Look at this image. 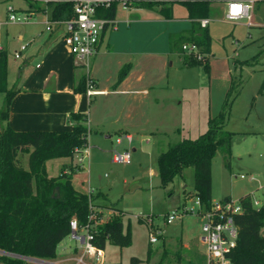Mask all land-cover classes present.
<instances>
[{"label":"rangeland","instance_id":"rangeland-1","mask_svg":"<svg viewBox=\"0 0 264 264\" xmlns=\"http://www.w3.org/2000/svg\"><path fill=\"white\" fill-rule=\"evenodd\" d=\"M30 3L39 5L38 16L48 15L43 1L0 0V23H6L11 13L9 7L12 13L21 14ZM45 18L46 23L48 19ZM115 22L117 29L107 32L105 43L95 59H91L90 72L109 90L120 84L122 69L130 74L132 83L140 85L142 78L143 87L150 84L153 89L147 97L140 94L132 98H128L132 95L106 98L104 107L111 106V111L96 113L104 125L93 126L90 131V157L74 176L73 185L81 192H93L94 208H117L128 213L116 211L115 215L123 214L125 228L130 224L132 245L121 249L107 244L105 264H131L132 258H139L142 261L139 264H148L150 251V264H160L163 251L168 256L162 264H205L201 220L186 217L181 227V221L168 225L163 219V215L173 212L184 201L185 186L187 193L193 190L194 170L186 169L183 177H177L164 189L159 184L157 158L169 146L205 133L209 119L220 116L225 110L232 87L226 125V130L234 133L232 153L227 159L218 154L213 160L212 200L218 202L230 197L239 201L251 195L264 206V0L257 3L251 21L229 20L226 10L222 13L216 9L209 22V53L200 54V61L205 57L208 60L209 71L204 69V64L186 67L181 58L180 42L174 44L175 52L170 49L173 35L192 28L188 10L182 4H174L171 20L156 11L131 5L124 9L118 4ZM37 25L34 21L32 24L8 23L0 30V47L7 51L9 64L13 61L18 64L25 58V54L19 52L28 38L41 33L40 30L48 35L44 23L39 24L43 29L35 28ZM62 33H66L64 27L58 31L59 35ZM15 54L23 57L17 61ZM254 58H257L256 63ZM79 72L87 75L84 68ZM9 74L13 78L12 71ZM2 97L5 95L0 94V99ZM101 99L103 97H96L93 102ZM127 99L131 101H127L126 106L134 102L137 106H133V110L141 111L137 118L140 123L130 129L134 137L131 144L128 140L117 144V138L125 135L114 125V118ZM115 152H129L130 163L114 162ZM64 161L66 159L49 162L50 174L65 173L62 171ZM72 163L69 171L79 166L76 154ZM185 204L191 205V201L187 199ZM110 215L108 210H103L101 221H106ZM149 219L163 234L157 243L150 242L154 231L149 227ZM163 236H167L166 241ZM171 237H178V240ZM182 239L191 250L183 248ZM65 242L80 246L78 240L70 236ZM194 256L197 257L192 258ZM87 260L94 262L90 258Z\"/></svg>","mask_w":264,"mask_h":264},{"label":"trees","instance_id":"trees-1","mask_svg":"<svg viewBox=\"0 0 264 264\" xmlns=\"http://www.w3.org/2000/svg\"><path fill=\"white\" fill-rule=\"evenodd\" d=\"M132 8L158 12L167 20L173 19V6L182 4L192 21L191 30L173 35L170 49L180 42L181 58L186 67L204 64L209 71L206 57L200 61L183 51L184 45H195L200 54L209 53L211 37L208 26L201 27L200 21L209 19L215 12L214 0H126ZM257 1V0H256ZM261 1V0H259ZM119 2L99 15L115 19ZM51 21L70 20L74 17L70 2H51L48 5ZM256 63L257 58H254ZM122 69L120 83L128 72ZM8 53L0 49V94L5 95L0 118L7 121L12 101L18 91L9 88ZM87 76L83 77L76 93H86ZM232 87L229 90L225 110L220 116L210 118L208 130L196 139H186L169 146L157 158L160 187L166 189L177 177H183L188 168L194 170L193 190L189 198L200 197L205 209L213 204L212 164L218 154L227 159L232 153L233 132L226 130ZM71 131H26L17 132L9 126L0 130V251L39 260H52L57 255L59 244L71 235V221L77 220L82 228L89 223L91 207L95 197L84 193L73 185L76 169L53 176L47 164L58 159L72 164L77 149L88 144L89 129L87 115L72 113L69 117ZM64 165L62 171L73 165ZM229 166V164H227ZM58 188L59 194H55ZM223 200H230L226 197ZM243 212L236 217L238 226L237 247L233 251L234 264H264V206L255 208L253 198H240ZM100 214L92 222L94 244L105 250L110 244L119 248L132 245L130 227L124 228L121 216H113L100 223ZM99 222V223H98ZM150 260V252L148 262ZM2 264H32L20 258L1 255ZM132 258L131 264H139Z\"/></svg>","mask_w":264,"mask_h":264},{"label":"crops","instance_id":"crops-1","mask_svg":"<svg viewBox=\"0 0 264 264\" xmlns=\"http://www.w3.org/2000/svg\"><path fill=\"white\" fill-rule=\"evenodd\" d=\"M36 3L38 1H43L46 4V10L48 15L38 16L37 13L41 10L39 5H34L30 3V6L25 12L19 13L17 15H28L31 17L30 21L27 23L20 24H32L33 21L35 24H38L37 29H43L39 26V24L45 23V17L50 20V10L49 3L52 0L46 2L45 0H32ZM229 0H214L213 7L216 12L227 10V2ZM54 2V1H53ZM259 0L255 2L254 10ZM9 9V8H8ZM253 10V11H254ZM9 18V15H8ZM8 18L6 23H0L1 29L8 24ZM212 18V16H211ZM209 18V22L210 19ZM37 20V21H35ZM17 24V23H12ZM36 26V25H34ZM64 27L63 25L54 26L52 31H49L48 35H43V30H40L41 33H38L36 36L32 38H28L26 40L25 50H20L19 53L25 54V58L18 64L13 61L12 64H9L8 71V84L9 88L18 91L17 95L12 101V105L9 110V118L7 121L2 120L0 118V130L6 126H9L11 129L17 132H26V131H51V132H60V131H71L73 126L69 121V117L72 113H82L86 114L88 121L87 126L89 129V137L90 131H92L93 126L102 127L104 125L103 119L100 120L97 118V112L106 113L110 110V107L105 108V101L108 99H112L114 95H132L131 97H136L137 95H151V89H153L150 84L142 85V78H140V85L134 84L131 82L130 74L127 75L124 80L115 88L109 90L106 87H102V84L99 83V79L95 77L94 74L90 72V78L94 81L96 89L100 91H104L103 95H98L94 97H88L86 93H76L75 88L79 84L80 80L87 76L85 73L79 72L80 68L85 69L84 63L85 60H81L72 55L69 47L64 42V33L62 35L58 34V31ZM65 28V27H64ZM209 28V24H208ZM66 29V28H65ZM114 30H111V32ZM108 32V31H107ZM107 32L104 34L102 38V42L100 43L99 50L100 51L102 45L105 43L104 39L106 38ZM23 37H21L22 39ZM0 49L4 50L2 47ZM6 51V50H5ZM20 54L19 58H16V54L14 55L15 59L21 60L23 55ZM95 59V57L93 58ZM16 61V60H15ZM86 70V69H85ZM10 71L13 73V78H10ZM96 97H103L101 100H96L93 102V99ZM5 97L0 99V112L4 105ZM127 101H131V99H127L125 106L121 107L119 111L116 113L114 118V125L118 126V129L122 134L132 137L133 142V134L130 131L131 127L135 129V127L139 126L140 120H138L140 110H133V106L136 107L137 104L134 102H130V106L127 105ZM111 111V110H110ZM133 111L135 113H133ZM105 120V119H104ZM88 137V145L90 144ZM106 138H109L107 136ZM126 140V139H124ZM123 140V141H124ZM122 141V143H123ZM128 142V141H127ZM132 142H129L130 144ZM121 143V144H122ZM160 155V154H159ZM90 157V155H89ZM65 163H62V167L64 165H70V161L66 160ZM69 163V164H67ZM73 165V163L71 164ZM76 170L78 171L81 166H76ZM63 169V168H62ZM70 168L65 169V172H69ZM50 172V171H49ZM72 172V171H71ZM78 171L74 176L76 177L79 174ZM73 178V181L75 179ZM74 184V183H73ZM77 189V188H76ZM93 193V192H91ZM192 194L191 192L187 193V187L184 188V201L186 202L189 199V196ZM178 206L185 204V202ZM94 212L100 214V219L102 218V211L108 210L110 212V217L115 216L116 211L123 212L128 214L127 212L119 209L112 210V208H98L93 206ZM114 212V213H113ZM168 214V213H167ZM166 214V215H167ZM166 215H163V219L165 220ZM126 216V215H125ZM108 218V219H109ZM122 221L124 219L123 214L121 216ZM107 219V220H108ZM187 219H196L193 217H187ZM143 221V219H140ZM145 220V219H144ZM184 219L180 222L182 227ZM104 222L100 220V223ZM99 223V222H98ZM124 225V223H123ZM130 227V224H128ZM127 226V227H128ZM126 227V228H127ZM125 228V226H124ZM159 229V228H158ZM81 236L86 234V231L81 229L79 231ZM163 235V234H162ZM162 235L158 236V239L162 237ZM71 237V236H70ZM72 238V237H71ZM165 238V239H164ZM174 240H178V237H171ZM164 241L167 240V236H163ZM170 239V238H169ZM67 238H65L58 246L57 255L52 260H42L44 263L37 262L35 264H77V259L82 256L83 248L80 243V246L77 247L74 244H70L69 242H65ZM203 243V237L201 239ZM182 241L183 248L186 250H191L188 245H186ZM158 242V241H157ZM156 242V243H157ZM61 247L60 251L59 248ZM80 248V249H79ZM103 253L105 250H102ZM160 264L166 259L168 256L166 251H163ZM152 252L150 251V256ZM194 256L192 258H196ZM189 258H191V253ZM85 258L84 264H97L95 262H90ZM139 259V258H138ZM176 259H180L179 256H176ZM141 261V260H140ZM167 261V259H166ZM32 263V262H31ZM150 264V261L149 263Z\"/></svg>","mask_w":264,"mask_h":264},{"label":"built area","instance_id":"built-area-1","mask_svg":"<svg viewBox=\"0 0 264 264\" xmlns=\"http://www.w3.org/2000/svg\"><path fill=\"white\" fill-rule=\"evenodd\" d=\"M48 2L49 0H45ZM73 4L74 17L70 20L64 21H46L47 31H52L54 26L63 25L66 28L64 35V42L69 47L73 56L78 59L85 60L84 67L87 70V91L88 97L103 95L105 92L96 89L94 81L90 78V63L91 59L96 56L99 50L100 43L104 34L109 30H116L117 27L115 19L101 17L99 14L112 7L118 1L119 4L128 9L129 5L126 0H52V2ZM256 0H229L227 2L226 17L229 20L251 21L252 12L254 10ZM8 23H27L31 17L28 15H17L13 9L9 7ZM201 27L205 28L209 24L208 19L200 21ZM0 24V29H1ZM26 46H22L21 50H25ZM183 51L198 60L202 59L199 49L195 45H184ZM19 58V54L15 55ZM89 137V134H88ZM126 139L132 142V137L127 135L124 138H117V144H121ZM75 154L78 157L79 166H83L84 161L89 159V146L79 150ZM113 161L123 164H128L131 161V155L126 153H114ZM244 178V176H241ZM191 205L183 204L177 207L173 212H170L165 217V222L172 225L176 221H182L186 217L198 218L201 220V230L203 232V243L206 246L205 264H234L232 261V254L237 247L238 241V226L236 224V217L243 212L240 201L221 200L213 202L210 209H205L200 197L193 196L189 198ZM255 208L262 207L258 201L253 200ZM96 219V213L93 206L91 207V214L89 216V223L80 227L77 220L71 221V237L78 240L83 248V254L77 259V264H84L85 258L93 259L97 264H105L104 253L94 244L95 235L93 232L92 222ZM149 227L154 231L150 235V242L156 243L161 231L155 228L153 220L149 219ZM83 229L86 231L84 236L79 234Z\"/></svg>","mask_w":264,"mask_h":264},{"label":"water","instance_id":"water-1","mask_svg":"<svg viewBox=\"0 0 264 264\" xmlns=\"http://www.w3.org/2000/svg\"><path fill=\"white\" fill-rule=\"evenodd\" d=\"M57 192H58V188L55 189V193H57ZM0 254L15 257V258H20V259H23L25 261L32 262V263H34V262L35 263H37V262L44 263L42 260H39V259L29 258V257H25V256H19V255H15V254L4 252V251H0Z\"/></svg>","mask_w":264,"mask_h":264}]
</instances>
